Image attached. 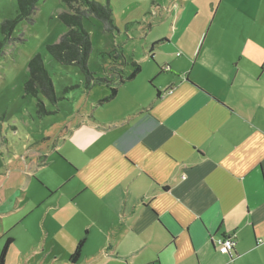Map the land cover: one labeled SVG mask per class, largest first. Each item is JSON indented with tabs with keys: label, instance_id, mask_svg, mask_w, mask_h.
Segmentation results:
<instances>
[{
	"label": "crops",
	"instance_id": "obj_1",
	"mask_svg": "<svg viewBox=\"0 0 264 264\" xmlns=\"http://www.w3.org/2000/svg\"><path fill=\"white\" fill-rule=\"evenodd\" d=\"M229 3L182 53L160 38L132 59L112 100L85 82L46 143L0 164L5 264H264V0Z\"/></svg>",
	"mask_w": 264,
	"mask_h": 264
},
{
	"label": "rangeland",
	"instance_id": "obj_2",
	"mask_svg": "<svg viewBox=\"0 0 264 264\" xmlns=\"http://www.w3.org/2000/svg\"><path fill=\"white\" fill-rule=\"evenodd\" d=\"M96 1L110 3L118 28L115 32L106 31L95 17L85 18L83 22L92 42L89 69L107 81H116L120 75L129 72L132 59L138 61L145 56L149 46L160 38L162 41L157 46L160 52L182 53L185 48L182 38L191 34L193 43V38L206 34L219 2L222 10L230 4V0ZM72 5L78 6L74 2ZM67 9L62 0H39L32 16L20 19L5 34L2 24L17 19L18 2L0 0V164L16 163L22 160L21 156H28V148L36 149L46 143L43 135L51 133L76 104L86 101L85 77L79 67L62 65L47 48L67 31L59 18V14ZM119 45L125 55L122 60L109 55ZM37 55L41 57L55 91V105L42 97L46 110L55 111L48 116L37 113L36 97L24 89L29 77V63ZM75 85L80 87L69 88ZM100 92L101 88L95 91L96 94ZM30 193L36 195L38 192Z\"/></svg>",
	"mask_w": 264,
	"mask_h": 264
},
{
	"label": "trees",
	"instance_id": "obj_3",
	"mask_svg": "<svg viewBox=\"0 0 264 264\" xmlns=\"http://www.w3.org/2000/svg\"><path fill=\"white\" fill-rule=\"evenodd\" d=\"M39 0H17L18 15L16 20L5 21L2 24V32L8 34L11 27L20 19H27L34 13L36 3ZM68 9L59 14L60 20L68 28L67 31L61 35L58 42L47 46L52 57L62 65H75L79 67L85 77L86 86L90 87L92 84L108 82L110 93L102 99V101L112 100L116 94L118 86L124 80L133 79L140 71L141 64L137 62L132 63V71L125 75H120L116 81H106L101 77L96 76V72L91 71L88 66L90 54L92 52V42L89 33L84 27V19L95 17L99 19L106 31H118L115 23L112 7L110 3H100L96 0H62ZM77 3L78 6L72 4ZM155 45V44H154ZM111 58L124 59L122 46H118L109 54ZM37 70V71H36ZM42 89V92L40 89ZM25 92L31 94L37 99V113L40 116L48 114L42 97H45L53 104L56 102L54 86L52 79L49 77L47 70L44 67L42 59L39 55L35 56L29 63V77L24 85ZM12 242V238H8L0 252V264H5L7 252ZM85 239H82L77 244L73 254L70 257L72 263H76L82 252Z\"/></svg>",
	"mask_w": 264,
	"mask_h": 264
},
{
	"label": "built area",
	"instance_id": "obj_4",
	"mask_svg": "<svg viewBox=\"0 0 264 264\" xmlns=\"http://www.w3.org/2000/svg\"><path fill=\"white\" fill-rule=\"evenodd\" d=\"M217 250L225 255L232 256L236 245V235L234 233L222 236L217 239Z\"/></svg>",
	"mask_w": 264,
	"mask_h": 264
}]
</instances>
